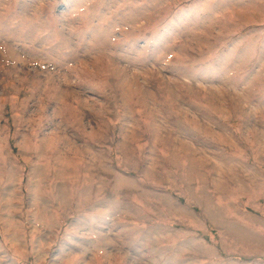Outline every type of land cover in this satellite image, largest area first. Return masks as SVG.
Wrapping results in <instances>:
<instances>
[{"label":"rangeland","instance_id":"374dc122","mask_svg":"<svg viewBox=\"0 0 264 264\" xmlns=\"http://www.w3.org/2000/svg\"><path fill=\"white\" fill-rule=\"evenodd\" d=\"M0 264H264V0H0Z\"/></svg>","mask_w":264,"mask_h":264}]
</instances>
